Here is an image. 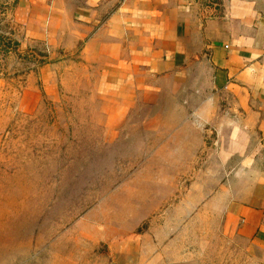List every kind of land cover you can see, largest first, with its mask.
<instances>
[{
	"label": "rangeland",
	"instance_id": "374dc122",
	"mask_svg": "<svg viewBox=\"0 0 264 264\" xmlns=\"http://www.w3.org/2000/svg\"><path fill=\"white\" fill-rule=\"evenodd\" d=\"M19 3L0 0V250L25 264H249L213 200L254 154L232 100L168 90L108 132L76 60L26 43Z\"/></svg>",
	"mask_w": 264,
	"mask_h": 264
},
{
	"label": "crops",
	"instance_id": "0c3cea01",
	"mask_svg": "<svg viewBox=\"0 0 264 264\" xmlns=\"http://www.w3.org/2000/svg\"><path fill=\"white\" fill-rule=\"evenodd\" d=\"M19 2L26 43L45 48L49 59L76 60L70 64L99 93L108 132L122 130L139 101L168 90L232 100L255 132L254 154H243L237 175L216 188L213 200L249 264H264V0ZM34 256L29 264H53L52 254L40 262ZM0 264L25 263L21 254L0 250Z\"/></svg>",
	"mask_w": 264,
	"mask_h": 264
}]
</instances>
